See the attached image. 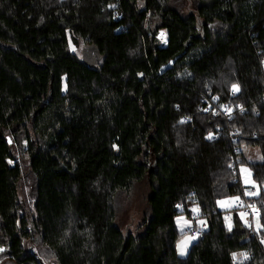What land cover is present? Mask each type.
<instances>
[{
	"label": "trees",
	"instance_id": "trees-1",
	"mask_svg": "<svg viewBox=\"0 0 264 264\" xmlns=\"http://www.w3.org/2000/svg\"><path fill=\"white\" fill-rule=\"evenodd\" d=\"M172 1L0 0L5 264H47L42 252L48 264H264V0ZM213 96L229 121L199 112ZM7 133L26 138L32 211ZM243 147L261 154L256 197L239 179ZM142 183L141 221L124 232L116 199ZM231 197L257 204L258 232L236 208L227 224L216 202ZM193 206L206 228L179 258L175 218Z\"/></svg>",
	"mask_w": 264,
	"mask_h": 264
},
{
	"label": "rangeland",
	"instance_id": "rangeland-1",
	"mask_svg": "<svg viewBox=\"0 0 264 264\" xmlns=\"http://www.w3.org/2000/svg\"><path fill=\"white\" fill-rule=\"evenodd\" d=\"M175 1L172 2L175 4ZM83 45H80L79 47H73L70 46V51L74 53L76 56L80 57V52ZM231 90H233V87H231ZM7 138H9V141L11 143L12 152L14 153L16 157V162L21 167L23 178L21 180V186H20V201L24 202L23 206L25 209L32 211V204L33 200L30 196V187H31V177L29 175L28 170V158L26 154L27 150V142L25 136L22 134H19L17 138L12 135V133L6 134ZM242 152L244 155V158L246 162L238 167V173H239V179L242 185V188H244L245 193L244 195L246 197H256L260 193V187L257 184V182L253 178V172L249 164H257L261 162V154L258 148H242ZM11 165H13L12 161H9ZM264 189V185H263ZM148 189L146 185L143 183L140 185L135 186L129 193H122L120 194L116 199V208H117V223L121 227L122 231L124 232H134L136 226L141 221V215L143 213V210L145 208V202L146 198L148 196ZM238 197H231L226 199H221L216 202V206L218 210L221 211H229L233 208H235V201ZM193 209H197L196 206L191 207V211L193 214H198V211H193ZM231 215V212H228V214H224V218L228 225H230L231 221L229 219ZM237 215L239 219L248 227H250V223L248 220L241 214V211H237ZM175 226L177 233L179 234L178 241L176 242L174 248L175 253L179 258H185L188 250L190 248V245H192L196 239L197 235L195 233H188L189 227L192 226L193 220L192 218H186L184 215H179L177 218H175ZM203 222V223H201ZM197 224V228L205 229L206 225H204V220L199 219L195 222ZM253 229L254 231L258 232L260 229V225L257 219H253ZM194 237V239H189ZM185 242L184 245V254H181L180 246L181 242ZM264 243V240H263ZM5 253L4 249H0V264H5L6 260L5 257H3V254ZM42 255L45 259V262L50 263L52 261V256H50L48 253L47 255L42 252ZM240 257V255L238 256Z\"/></svg>",
	"mask_w": 264,
	"mask_h": 264
},
{
	"label": "built area",
	"instance_id": "built-area-1",
	"mask_svg": "<svg viewBox=\"0 0 264 264\" xmlns=\"http://www.w3.org/2000/svg\"><path fill=\"white\" fill-rule=\"evenodd\" d=\"M113 17L116 20H120L122 17V14L118 10H114L113 11ZM154 38H156L158 40L160 47L166 46L167 36H166V32L164 30H159ZM231 93H232V95L235 94L234 91ZM202 106L203 107H201L199 109V112H205V113H208L209 115L211 114L214 118H218L224 112L223 116L226 117L225 119H227L228 121L230 120L229 119L230 113L226 112L225 105L218 102L217 97L213 96L211 99L206 101L205 104ZM238 110L241 111L240 108ZM212 138L215 139L214 137H212ZM231 139L234 142L236 141L235 140V139H237V133L236 132H233L231 134ZM235 208L241 211V214H243V216L248 220V222L250 223V226H253V219H256L260 215V208L257 206V204H255L253 201H248L244 198L238 197L236 199ZM199 219L200 218H199L198 214H195L192 217L193 224L191 227H189V230L187 232L195 233L198 236L199 231L197 228V224L195 222L198 221Z\"/></svg>",
	"mask_w": 264,
	"mask_h": 264
},
{
	"label": "water",
	"instance_id": "water-1",
	"mask_svg": "<svg viewBox=\"0 0 264 264\" xmlns=\"http://www.w3.org/2000/svg\"><path fill=\"white\" fill-rule=\"evenodd\" d=\"M186 51H187V48H185L181 54H179V55L176 56L174 59H172L171 61H169V63H167L165 66H163L161 72L164 73V72H166V71H169V70L173 69L175 63H176L181 57L184 56V54L186 53ZM7 140H8V143H9V145H10L11 143H10V141H9V138H7Z\"/></svg>",
	"mask_w": 264,
	"mask_h": 264
},
{
	"label": "snow or ice",
	"instance_id": "snow-or-ice-1",
	"mask_svg": "<svg viewBox=\"0 0 264 264\" xmlns=\"http://www.w3.org/2000/svg\"><path fill=\"white\" fill-rule=\"evenodd\" d=\"M232 87H233V91H234V92L239 90V88H238L237 85H233ZM209 138H211V136H210ZM193 211H198V209H193ZM201 223H203V222H201ZM229 227H230V226H229ZM189 239H194V237L189 238ZM184 245H185V242L182 241V242H181V245L178 246V247H180V251H181V254H182V255L184 254ZM235 255H236V254H233L234 258H235ZM242 255H245V257H246V254H242Z\"/></svg>",
	"mask_w": 264,
	"mask_h": 264
}]
</instances>
